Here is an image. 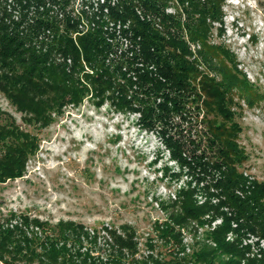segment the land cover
<instances>
[{
    "label": "trees",
    "instance_id": "trees-1",
    "mask_svg": "<svg viewBox=\"0 0 264 264\" xmlns=\"http://www.w3.org/2000/svg\"><path fill=\"white\" fill-rule=\"evenodd\" d=\"M71 1L0 0V92L39 129L88 96L137 113L177 164L170 176L188 180L158 202L165 218L153 230L165 254L147 238L139 256L128 224L102 226L100 236L73 221L10 213L0 219V264H264V183L238 169L247 156L231 110L234 90L250 101L264 96L228 50L208 43L224 0H174L184 20L166 12L173 0H97L76 12ZM4 120L0 183L22 177L38 149L33 135ZM184 231H193L191 245Z\"/></svg>",
    "mask_w": 264,
    "mask_h": 264
},
{
    "label": "rangeland",
    "instance_id": "rangeland-1",
    "mask_svg": "<svg viewBox=\"0 0 264 264\" xmlns=\"http://www.w3.org/2000/svg\"><path fill=\"white\" fill-rule=\"evenodd\" d=\"M85 2L95 5L97 0H72L70 9L80 11ZM221 11L222 22L209 25L208 43L228 50L253 90L264 96V0H224ZM166 12L186 18L174 0ZM189 45L196 55L199 44ZM234 91L231 110L240 127L237 141L247 156L238 169L264 183V99L250 101ZM0 117L2 123L12 118L38 143L24 175L0 183L1 220L14 213L51 225L73 221L89 231L99 230L100 236L102 226L118 229L128 224L135 231L139 256L149 251L147 238L154 240L155 251L166 253L153 230L154 223L165 218L158 202L173 198L188 178L170 176L179 173L177 164L157 133L139 125L137 113L115 111L106 102L97 106L96 99L88 96L54 114L52 122L39 129L27 125L23 114L0 92ZM202 232L198 231V238ZM192 234L183 233L187 245ZM248 238L246 242L256 240ZM102 242L98 238L97 245ZM251 251L256 252L253 247Z\"/></svg>",
    "mask_w": 264,
    "mask_h": 264
},
{
    "label": "built area",
    "instance_id": "built-area-1",
    "mask_svg": "<svg viewBox=\"0 0 264 264\" xmlns=\"http://www.w3.org/2000/svg\"><path fill=\"white\" fill-rule=\"evenodd\" d=\"M103 1V0H100V2Z\"/></svg>",
    "mask_w": 264,
    "mask_h": 264
}]
</instances>
